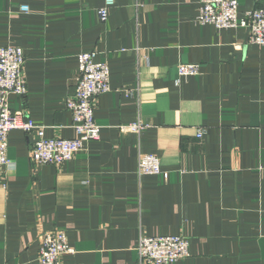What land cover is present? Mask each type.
I'll use <instances>...</instances> for the list:
<instances>
[{"label":"crops","instance_id":"crops-1","mask_svg":"<svg viewBox=\"0 0 264 264\" xmlns=\"http://www.w3.org/2000/svg\"><path fill=\"white\" fill-rule=\"evenodd\" d=\"M106 1L0 0V47L26 60L13 112L74 138L83 53L109 65L112 89L95 109L100 140L60 167L34 165V137L10 133L0 264H39L45 232L67 235L61 264H138L141 235L187 238L191 257L173 264H264V48L247 28L197 23L199 0H114L102 22ZM262 6L239 0V16ZM181 63L201 73L178 84ZM141 154L159 157V176L138 175Z\"/></svg>","mask_w":264,"mask_h":264},{"label":"built area","instance_id":"built-area-1","mask_svg":"<svg viewBox=\"0 0 264 264\" xmlns=\"http://www.w3.org/2000/svg\"><path fill=\"white\" fill-rule=\"evenodd\" d=\"M200 8L196 22L212 25L219 30H249V44L264 48V6L239 16V0H199ZM114 0H107L99 10L102 22L108 19V11ZM21 12L29 13L28 6H21ZM96 52L78 56L79 73L76 78L74 96L66 101V109L72 114V139L48 138L45 129L32 120L25 119L24 113L13 112L10 97L25 98L28 94L25 77V54L19 47H0V167H8L9 135L22 131L33 136L30 150L31 162L40 166H62L73 160L87 144L100 140L101 126L95 121L98 99L112 91L110 68L107 63L96 62ZM179 80L201 73L199 64H179ZM144 126L140 123L121 127L123 133L139 134ZM198 138L203 136L200 132ZM161 162L153 154H141L138 160L139 176H159ZM138 264H173L191 257L190 242L183 236L147 237L141 235L137 243ZM74 250L70 247L64 232H45L40 236L39 264H61V259Z\"/></svg>","mask_w":264,"mask_h":264}]
</instances>
